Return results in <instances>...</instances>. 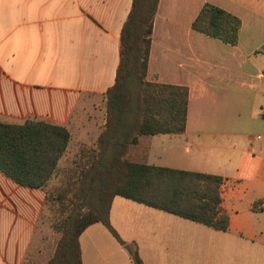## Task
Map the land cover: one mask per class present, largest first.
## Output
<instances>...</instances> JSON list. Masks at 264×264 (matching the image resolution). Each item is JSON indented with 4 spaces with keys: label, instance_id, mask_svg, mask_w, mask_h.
<instances>
[{
    "label": "crops",
    "instance_id": "crops-1",
    "mask_svg": "<svg viewBox=\"0 0 264 264\" xmlns=\"http://www.w3.org/2000/svg\"><path fill=\"white\" fill-rule=\"evenodd\" d=\"M133 0H0V120H41L71 133L69 154L95 148ZM211 4L241 21L233 46L196 32ZM264 0H160L147 79L185 87L182 134L142 140L147 164L222 178L219 231L120 196L110 221L144 264H264ZM42 189L0 173V264H27ZM82 264H133L102 224L80 236Z\"/></svg>",
    "mask_w": 264,
    "mask_h": 264
},
{
    "label": "trees",
    "instance_id": "trees-1",
    "mask_svg": "<svg viewBox=\"0 0 264 264\" xmlns=\"http://www.w3.org/2000/svg\"><path fill=\"white\" fill-rule=\"evenodd\" d=\"M159 4L160 0H133L121 30L115 83L105 94L104 130L95 148L80 151L79 171L64 187L48 185L68 152L70 131L41 120H0V173L24 188L45 191V210L60 234L47 264H82L80 236L96 223L127 246L110 221L116 196L215 230L230 227L221 207V177L148 165L149 147L141 148V139L184 133L188 118L187 88L147 79ZM240 27L238 17L211 4L192 23L194 31L233 46ZM132 261L144 264L137 249Z\"/></svg>",
    "mask_w": 264,
    "mask_h": 264
},
{
    "label": "rangeland",
    "instance_id": "rangeland-1",
    "mask_svg": "<svg viewBox=\"0 0 264 264\" xmlns=\"http://www.w3.org/2000/svg\"><path fill=\"white\" fill-rule=\"evenodd\" d=\"M80 154L73 155L66 153L60 161L58 172L50 181L49 189H59L64 187L68 180L75 177L79 171L78 163L81 162ZM60 234L52 227V219L47 210L44 209L42 219L36 232L34 248L28 258L27 264H47V261L54 253Z\"/></svg>",
    "mask_w": 264,
    "mask_h": 264
},
{
    "label": "water",
    "instance_id": "water-1",
    "mask_svg": "<svg viewBox=\"0 0 264 264\" xmlns=\"http://www.w3.org/2000/svg\"><path fill=\"white\" fill-rule=\"evenodd\" d=\"M125 249L127 250V252H128L130 255H133V250H132V247H131L130 245L125 246Z\"/></svg>",
    "mask_w": 264,
    "mask_h": 264
},
{
    "label": "built area",
    "instance_id": "built-area-1",
    "mask_svg": "<svg viewBox=\"0 0 264 264\" xmlns=\"http://www.w3.org/2000/svg\"><path fill=\"white\" fill-rule=\"evenodd\" d=\"M220 190H222V185H221V187H220Z\"/></svg>",
    "mask_w": 264,
    "mask_h": 264
}]
</instances>
